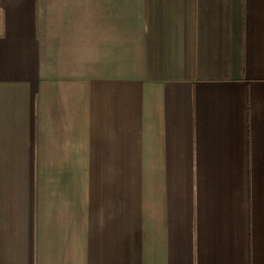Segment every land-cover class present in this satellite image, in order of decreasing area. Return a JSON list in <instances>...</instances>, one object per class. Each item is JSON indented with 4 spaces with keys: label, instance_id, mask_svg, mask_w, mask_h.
I'll return each instance as SVG.
<instances>
[{
    "label": "crops",
    "instance_id": "1",
    "mask_svg": "<svg viewBox=\"0 0 264 264\" xmlns=\"http://www.w3.org/2000/svg\"><path fill=\"white\" fill-rule=\"evenodd\" d=\"M0 264H264V0H0Z\"/></svg>",
    "mask_w": 264,
    "mask_h": 264
}]
</instances>
